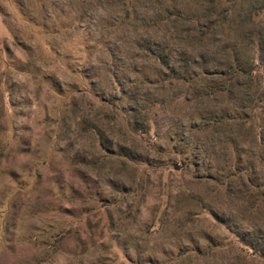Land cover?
Returning a JSON list of instances; mask_svg holds the SVG:
<instances>
[{
  "label": "rangeland",
  "instance_id": "374dc122",
  "mask_svg": "<svg viewBox=\"0 0 264 264\" xmlns=\"http://www.w3.org/2000/svg\"><path fill=\"white\" fill-rule=\"evenodd\" d=\"M0 264H264V0H0Z\"/></svg>",
  "mask_w": 264,
  "mask_h": 264
}]
</instances>
